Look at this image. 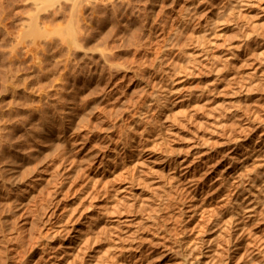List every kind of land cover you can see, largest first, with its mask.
Listing matches in <instances>:
<instances>
[{
    "label": "bare ground",
    "instance_id": "6f19581e",
    "mask_svg": "<svg viewBox=\"0 0 264 264\" xmlns=\"http://www.w3.org/2000/svg\"><path fill=\"white\" fill-rule=\"evenodd\" d=\"M262 1L39 0L24 23L45 36L39 76L50 81L61 54L64 69L54 90L1 70L0 264H264ZM47 7L64 14L61 45L39 28ZM151 104L161 113L139 131ZM116 130L98 169L71 184L82 167L66 145L85 132L81 148L104 147Z\"/></svg>",
    "mask_w": 264,
    "mask_h": 264
},
{
    "label": "rangeland",
    "instance_id": "374dc122",
    "mask_svg": "<svg viewBox=\"0 0 264 264\" xmlns=\"http://www.w3.org/2000/svg\"><path fill=\"white\" fill-rule=\"evenodd\" d=\"M9 1V2H8ZM33 1V2H32ZM38 1V2H37ZM36 1V3H38L39 4V0H37ZM42 1V0H41ZM63 1V0H62ZM3 2V0H0V37L2 38V40H0V54H5L4 56L7 58L8 57V59H6V65H5V63H3V64H1L0 63V79H1V81H2V79L4 78V74H3V72L1 71L2 69H5L6 70V68H7V70H9V72H11V73H13V72H15L14 74L15 75H23V76H26V80L28 79V78H30V79H28L27 81H32L33 82V80H31V79H34L35 81L36 80H41V78L40 77H43V76H39V69H41L42 67L44 68V65H47V62L44 60V58H41L42 57V54H40V48L42 47V44L41 43H43L44 41L43 40H45L44 38H45V36L44 37H42L41 36V38L39 37V38H37L36 40H34V38L30 35L29 36V34H27V30H26V28L28 27V25H25L26 23H30L29 21H30V19H31V17H32V15H35L36 13V8H35V10L33 9L34 7H38V4H35L34 5V3H35V1L34 0H7V2H6V0H4V3H2ZM262 2H264V0L262 1ZM5 3H6V6H5ZM10 4V6L8 7V5ZM34 5V6H32V4ZM4 7H3V6ZM32 7H31V6ZM37 5V6H36ZM49 6V5H48ZM31 7V8H30ZM49 7H51V6H49ZM49 7H47V9L49 8ZM53 7V9L55 10V6H52ZM51 7V8H52ZM4 8H6V9H4ZM29 8V9H28ZM160 8V3L159 2H156V4H155V7H154V9H156V10H158ZM28 9V10H27ZM31 9H33L32 10V12H28V11H30ZM47 9L45 10V9H43V11L45 10V12L43 13V11L41 10L40 12H42V13H40L39 12V14L42 16V17H44V15H46V13L47 12H49V13H47V16L45 17L48 21L49 20H51V21H53V20H55L54 22H52V23H55L56 22V24H53L54 26H52L50 23H51V21L50 22H46V23H44L43 25H42V23L40 22V24H39V28H41L42 27V32L44 31L45 33H47V32H49V31H52L51 32V34L50 35H52V38H51V36L50 35H48V38H51L52 40L54 39V40H60L59 41V44L61 45V40H62V34H60V33H62V29L64 28V22H63V17H64V14H63V16H61V15H59L60 13H61V11H57L56 13H54L53 14V10H51L50 8V10L48 9V11H47ZM47 11V12H46ZM8 12V13H7ZM34 12V13H33ZM51 12V13H50ZM27 13H31L30 15L31 16H29ZM57 13H59L58 15H57ZM63 13V12H62ZM61 13V14H62ZM54 15L53 17L51 16V15ZM28 15V17H26ZM39 15V16H40ZM49 15V16H48ZM50 16H51V19H50ZM24 17V18H23ZM30 17V18H29ZM57 17V18H56ZM60 18V20H58L59 18ZM62 17V18H61ZM23 20H22V19ZM28 18V19H27ZM45 18L44 19H42V20H45ZM52 18H54V19H52ZM17 19V20H16ZM21 19V22L19 21ZM25 19H26V21L27 22H25ZM57 19V20H56ZM29 20V21H28ZM15 21V22H14ZM62 21V22H61ZM12 22H14V23H12ZM19 23V25H17L18 23ZM23 22V23H22ZM44 22V21H43ZM58 22V23H57ZM197 22V21H196ZM16 23V25H14ZM25 23V24H24ZM24 24V25H23ZM49 24V25H48ZM59 24V25H58ZM21 25H23V26H21ZM47 25H48V27H47ZM55 25L56 26H60V29H58L59 27H55ZM19 27V28H18ZM56 28V29H55ZM17 29H19L18 31H19V33H18V31H17ZM28 29V28H27ZM45 29H47V30H45ZM54 29V30H53ZM23 30H25V31H23ZM57 30V31H56ZM3 31V32H2ZM8 31V32H7ZM16 31H17V33H16ZM47 31V32H46ZM60 31V32H59ZM2 32V33H1ZM7 32V33H6ZM26 32V33H25ZM53 32H54V34L55 33H57L56 34V36L54 35L53 36ZM59 32V33H58ZM4 34H5V36H4ZM16 34V36L17 37H19L20 39L23 37V39H19V38H17L16 36H14ZM21 34V35H20ZM23 34V35H22ZM27 34V36H25V39H24V35H26ZM9 35H10V37H9ZM22 36V37H21ZM29 36V37H28ZM50 36V37H49ZM14 37V38H13ZM17 39H16V38ZM26 37H28V38H26ZM55 37V38H54ZM59 37H60V39H59ZM3 38H4V40H5V42H4V40H3ZM43 38V39H42ZM56 38H58V39H56ZM13 39H15V40H13ZM19 39V40H18ZM29 39V40H28ZM40 39L42 40V41H40ZM17 40V41H16ZM4 43H3V42ZM8 41V42H7ZM20 41V43H18ZM26 41V42H25ZM29 41V42H28ZM15 42V43H14ZM222 42L223 41H220V43L218 44V46L217 47H215L214 49H213V51H215V50H217L218 48H220L221 46H222ZM8 43H10V44H8ZM16 43H18L19 45H14V44H16ZM62 43H63V41H62ZM5 45L4 47H3V45ZM11 44L13 45V46H15V49H13L14 47L13 46H11ZM41 44V45H40ZM2 45V46H1ZM8 46V47H7ZM17 46H19V47H17ZM9 48L11 49V50H9ZM18 50H17V49ZM22 48L24 49L25 48V50H22ZM19 49H20V51H19ZM16 52H15V51ZM22 50V51H21ZM23 51H25V52H23ZM38 51H39V53H38ZM5 52V53H4ZM11 52V53H10ZM21 53H23V54H21ZM28 56H26L25 54ZM8 55V56H7ZM12 55H13V57H12ZM17 55V56H16ZM22 57L23 58V60L19 57ZM22 55V56H21ZM25 57H24V56ZM30 55V56H29ZM35 55H37L36 56V59H35ZM58 55H60V53L58 54ZM61 55H64V54H61ZM60 55V57L58 56V57H56L55 58V62L57 63L56 64V66L53 68L56 72V74H53V75H55L56 77H59V74L60 73H63V69H64V65H63V63H64V61H65V56H61ZM16 58H15V57ZM30 57V58H29ZM17 58H20V59H17ZM60 60H59V59ZM25 59V60H24ZM29 59V60H28ZM31 59V60H30ZM35 59V60H34ZM40 61H42V62H40ZM64 59V60H63ZM15 60V61H14ZM39 61V63L41 64L42 63V65H40L38 62H35V61ZM59 62H58V61ZM62 60V61H61ZM28 61V62H27ZM29 61H30V63H29ZM1 62V61H0ZM10 62V63H9ZM20 62H22V63H20ZM46 62V63H45ZM62 62V63H61ZM36 63H38V64H36ZM34 64V65H33ZM61 66H60V65ZM10 65V66H9ZM32 65V66H31ZM63 65V66H62ZM35 66V67H34ZM38 68H37V67ZM39 66H41V68L39 67ZM49 67H51V66H49ZM57 67L58 68H60V69H57ZM35 70H34V69ZM36 68H37V70H36ZM61 70V71H60ZM36 71H38V73L36 72ZM33 74V75H32ZM1 76L3 77V78H1ZM33 78H32V77ZM37 78H36V77ZM55 76H53L52 78H51V80H53V82L55 83H53L51 80L49 81L48 79H45V77H43L44 78V80H43V78H42V80H43V82H47L46 84H48V85H50V87H52L51 89H49L48 87V89L47 90H54L55 89V87H53V86H56L57 84V86H59L60 85V77L59 78H56ZM39 78V79H38ZM160 78H165V74H164V72H158V73H156L155 75H154V77H153V79H160ZM59 79V80H58ZM41 80V81H42ZM193 79H190L189 81H192ZM0 81V82H1ZM49 81V82H48ZM57 82V83H56ZM45 84V83H44ZM51 84H53V85H51ZM160 85H161V83H159V84H156L152 89L151 88H149L148 89V91H145V93H149V91L150 92H152L153 91V89H155V90H158L159 88H160ZM56 86V87H57ZM131 90H132V82H129L128 84L126 83L125 85H123V86H121V88H120V91H121V95H124V97H127V98H129L131 95H132V93L133 92H131ZM182 91H184V89L182 90ZM144 93V94H145ZM179 94V93H178ZM178 94H176L175 96H177ZM174 96V97H175ZM174 97H172V98H174ZM165 110V109H164ZM164 110H162V111H164ZM165 112V111H164ZM155 113H161V109H159L158 107H156V105L155 104H151V110H150V112L146 115V120L145 121H143L142 122V124H140V127H139V131L144 127V125H145V123H146V121H148L150 118H151V116L153 115V114H155ZM163 113V112H162ZM129 116H130V114L129 115H127L126 117H128L129 118ZM148 119V120H147ZM161 121L162 120H164V117L163 116H161V119H160ZM128 121V120H127ZM127 123V122H126ZM124 124V122L121 124V126ZM123 128V127H122ZM136 132H138V131H135V134H136ZM134 134V135H135ZM89 135V134H88ZM119 135H120V132L118 131V130H116V131H114L113 133H112V135H111V138H110V141H108V142H106V144L104 145V147H98V142L99 141H101V140H99L98 142H92V143H90L87 147H82L81 148V142L82 141H84L88 136L85 134V132H79V134L77 135V137H76V140L73 142V143H70V144H68V145H66V147L65 148H68V149H64V151H65V153H66V155H70V154H72L71 155V157H73V159H72V161H71V163H72V167L73 166H75V165H78V164H80L81 165V167H82V170L80 171V173H79V175H77V177H78V180L76 179V175L70 180V183L71 184H73V182L74 181H77L76 182V184L78 183H80L85 177H87L89 174H91V173H93V172H95L98 168V166H99V164H100V162L103 160L102 159V156L103 157H105L106 155H108V154H110V152H112V150H113V148L115 147V145L118 143V141H119ZM132 136H133V133L131 134V136H130V140L132 139ZM134 137V136H133ZM73 144V145H72ZM80 145V146H79ZM190 144L189 143H187V144H185L184 146H182V149H181V153H185L186 152V149L188 148V146H189ZM71 147V148H70ZM75 147V148H74ZM98 149H100V150H98ZM164 149V146L163 145H161V146H159L158 148H156V149H154L153 151H148L145 155H144V157H146V158H151V159H154V158H157L158 156H159V153H160V151H162ZM202 149H204V148H202ZM71 150V152H70V154H69V151ZM95 150V151H94ZM97 151H99L97 154L98 155H96V156H94V157H92V155H91V153L92 152H97ZM174 152H178V151H174ZM227 153H230V151H228ZM227 153L226 154H224V155H227ZM74 155V156H73ZM105 155V156H104ZM222 160V159H221ZM215 161V160H214ZM69 162V161H68ZM123 162H125L124 160H122V158L121 157H116V159H115V164H112V165H110L109 166V168H114L117 164H121V163H123ZM90 165H89V164ZM66 164H67V162H66ZM215 164H216V162H215ZM85 165H88V166H85ZM134 172H135V170H130V175H132V174H134ZM123 177H121V179H122ZM106 182V178H103V179H101V183L100 184H104ZM74 184H75V182H74ZM73 184V185H74ZM98 184H99V182H98ZM77 187V186H76ZM132 187H130V186H128L126 189H124L123 191H122V194L123 193H125V192H127V191H129L130 189H131ZM73 196V194L72 195H70L69 197H68V199H70L71 197ZM66 198H64L63 200H61L60 202H59V204H58V207H57V214H59L60 213V211H62V209H59V208H63V205H65V203H66ZM96 199L95 198H93V202L95 201ZM65 202V203H64ZM89 203L90 202H88V203H86V205H85V207H84V212H88V205H89ZM97 206H98V204H97ZM79 219H80V217H79ZM48 228H49V225H48ZM264 232V231H263ZM263 232H257L256 233V235H255V237L257 238V240H258V242H262L263 240H264V235H263ZM262 256H256L255 258H253V259H251L250 261H249V264H255L256 262H257V260H260V258H261Z\"/></svg>",
    "mask_w": 264,
    "mask_h": 264
}]
</instances>
